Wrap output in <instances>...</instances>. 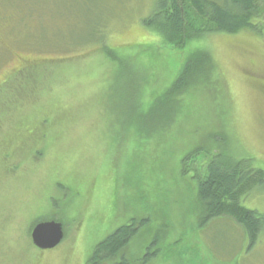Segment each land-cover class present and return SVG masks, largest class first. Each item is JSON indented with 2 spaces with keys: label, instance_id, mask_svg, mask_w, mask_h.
Wrapping results in <instances>:
<instances>
[{
  "label": "rangeland",
  "instance_id": "374dc122",
  "mask_svg": "<svg viewBox=\"0 0 264 264\" xmlns=\"http://www.w3.org/2000/svg\"><path fill=\"white\" fill-rule=\"evenodd\" d=\"M154 4L0 0V264H94L134 220L105 264H264V230L249 249L231 217L201 226L196 177L219 153L264 174V17L177 50L143 24ZM199 48L225 84L172 97ZM241 204L264 214V179ZM51 221L64 239L40 250L32 229Z\"/></svg>",
  "mask_w": 264,
  "mask_h": 264
},
{
  "label": "trees",
  "instance_id": "16d2710c",
  "mask_svg": "<svg viewBox=\"0 0 264 264\" xmlns=\"http://www.w3.org/2000/svg\"><path fill=\"white\" fill-rule=\"evenodd\" d=\"M260 17H264V0H155L153 11L143 20V24L165 46L183 50L219 33L235 35L257 30L255 20ZM196 50L168 89L172 97L183 95L187 90L186 93H189L202 83L225 84L211 53L202 48ZM31 66H34L32 70L27 69L33 73L35 66L43 65ZM246 163L228 153H219L196 172V177L199 179L198 197L203 207L201 226L216 218L231 217L244 230L251 249L264 230V214L245 208L241 204V197L262 182L264 174L249 168ZM144 224L145 221L134 220L129 225L119 227L97 245L93 263L105 264L118 257ZM120 262L128 264L125 258Z\"/></svg>",
  "mask_w": 264,
  "mask_h": 264
},
{
  "label": "water",
  "instance_id": "95a60500",
  "mask_svg": "<svg viewBox=\"0 0 264 264\" xmlns=\"http://www.w3.org/2000/svg\"><path fill=\"white\" fill-rule=\"evenodd\" d=\"M33 245L40 250H52L64 239L63 225L56 221L42 222L32 229Z\"/></svg>",
  "mask_w": 264,
  "mask_h": 264
},
{
  "label": "flooded vegetation",
  "instance_id": "af4514ba",
  "mask_svg": "<svg viewBox=\"0 0 264 264\" xmlns=\"http://www.w3.org/2000/svg\"><path fill=\"white\" fill-rule=\"evenodd\" d=\"M25 62H26V61H24V62L22 61V62L20 63V65H19V69L16 70L17 73H24V72H25V69H24V68L26 67V66H25ZM63 231H64V230H63ZM64 232H65V231H64ZM64 236H65V234H64ZM57 247H58V246H57Z\"/></svg>",
  "mask_w": 264,
  "mask_h": 264
}]
</instances>
